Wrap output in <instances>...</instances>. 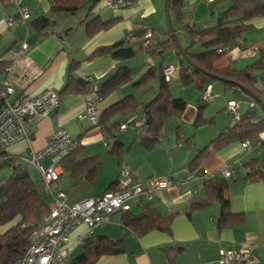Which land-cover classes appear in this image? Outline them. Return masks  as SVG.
<instances>
[{"label": "crops", "instance_id": "obj_1", "mask_svg": "<svg viewBox=\"0 0 264 264\" xmlns=\"http://www.w3.org/2000/svg\"><path fill=\"white\" fill-rule=\"evenodd\" d=\"M181 2L182 21L177 22L171 15L169 23L178 40L177 34L180 33L187 45L189 41L184 34L183 25L191 24L197 30L213 27L217 23L218 15L231 5V0H213L212 3L203 0H181ZM260 2L264 3V0ZM50 3L51 0H21L20 6L30 12L29 19L11 27L7 26V22L9 18H17L18 8L11 5L7 9L0 10V63L11 65L13 68V72L8 77L0 69V81L4 78L10 80L15 92L13 98L22 95L33 96L53 89L59 93L60 102L55 113L33 127L30 144L26 141L18 142L3 152L11 157L24 158L29 149L33 151L43 149L49 137L60 129H63L70 138L79 140L78 150L82 153L81 160L98 158L95 177L89 180L86 168L75 171L74 176L61 169L60 179L53 187L54 192L65 193L68 204H75L78 201L100 196L117 180L118 160L114 155L109 154V148L103 147L102 129L99 126L92 127L84 118L87 102L94 100L96 94L87 89L82 93L61 94L63 87L69 81L89 78L92 80L91 86L99 89L115 74L118 67H125L129 71L130 80L121 89L126 88L150 68L147 66L150 58L146 57L143 51L136 55L144 61V68L135 79L131 72L130 60L114 61L109 54L88 58L97 49L113 46L119 42L134 45L136 48L138 41L133 35L143 26L153 30L156 40L163 42L166 39L168 19L164 11V0H139L131 8L115 10L105 8L103 0H97L95 3L90 0L86 10L82 9L74 14L50 13ZM91 5L93 8L87 14ZM41 15L48 17L50 25L40 31L32 25V22ZM96 18L101 22L111 21V27L89 38L86 24ZM245 24L250 28L239 39V48L219 59L215 67L218 69L230 67L238 71L249 68V72L256 80L257 91L264 96V16L255 17ZM159 35H162V38ZM22 43L28 46V50L25 56L16 62V53ZM251 46L258 48L257 54L252 58L242 57L240 49ZM158 50L160 53L161 50ZM70 63H78L79 66L70 72ZM172 63H176L174 53L169 52L158 55L152 67L158 68L161 64L164 68ZM158 76L162 77L161 74ZM193 76L197 77L196 74ZM173 82H175V90L170 86ZM192 86L195 89L193 83L183 85L179 78L167 83L169 96L185 100L187 106L180 119L171 117L167 120L153 148L145 150L141 147L139 138L135 137V132L131 129L122 132L118 141L121 148L128 149L123 155L124 165L132 172L135 181L144 182L152 177L170 178L171 187L156 194L151 201L137 199L129 203V211L134 215L141 212L139 205L147 204L156 208L163 216L171 215L172 221L168 230H152L138 237L129 228L123 226V212H116L109 224L94 228L91 236H105L112 241L121 240L124 252L115 256L103 255L94 264H218L219 249L241 245L251 247L256 264H264V179L258 182L245 180L243 177L246 169L241 167L255 159L264 169V133L261 134V139L248 140L254 146L257 140H261L255 152L247 153L241 147L242 143L234 142L220 150L210 151L203 164L205 175L213 174V178H222L225 181L223 197L229 203L232 216L227 215V218L221 219L222 204L215 196L209 197L206 192V179L195 175H189L194 179H188L186 169L187 164L196 157L198 151L209 144L210 141L203 142L205 133L213 135L210 137L213 140L234 124L228 118L226 111L230 101L238 105L239 116L248 110L256 112L258 116L261 114L258 108L236 88L225 90L220 83L211 84L209 86L214 98L211 105L210 102L207 104L202 119L206 121L211 118L214 122L195 128L193 125L198 112L196 104L198 91L195 89L197 96L193 107L189 106L186 97L173 94L174 91L179 93L183 88ZM151 89L149 92L135 89L137 92L145 91L144 94L141 93L140 99L135 98L144 104L153 98L159 85L155 83ZM119 91L100 102L102 110L123 98L119 95ZM238 95L241 98L235 101ZM214 100L221 101L218 107L222 110L218 113L215 111L218 107L213 103ZM225 114L228 121L223 124L221 117ZM134 116L142 122L137 113ZM206 129L215 132L205 131ZM202 131L205 133L202 134ZM143 133L144 131H141L139 135ZM188 140L190 145L187 143ZM51 161L52 159L49 158L41 164L47 167ZM90 162L88 164L93 166L94 162ZM233 166H240L241 169L233 178L224 179L220 175L221 169ZM4 179L5 177L1 180ZM46 198L48 204H51V198L49 196ZM201 203L203 205H200ZM8 228L9 225L4 226L2 231ZM86 231V226L81 225L70 233L66 245L68 250L66 264H70L82 253V244L78 243V238Z\"/></svg>", "mask_w": 264, "mask_h": 264}, {"label": "trees", "instance_id": "obj_2", "mask_svg": "<svg viewBox=\"0 0 264 264\" xmlns=\"http://www.w3.org/2000/svg\"><path fill=\"white\" fill-rule=\"evenodd\" d=\"M90 0H51L50 13H70L74 14L79 10L88 7ZM97 0H93L95 3ZM11 0H0V10L7 9L11 6ZM93 5L90 6L88 13ZM182 2L181 0H164V11L167 16V27L165 30L166 39L163 42L155 41L152 47L143 48L145 31L140 30L134 33L133 37L138 41L137 47L119 42L113 46L97 49L88 59L95 56L109 54L114 61H127L133 58L137 53H141L156 61L158 55L174 53L175 65L178 67L177 79L183 85L195 86L199 97L196 100L197 115L193 127L198 128L206 124H213L214 119L204 120L202 114L207 109V104L202 101V94L207 86L220 83L225 90L231 87L236 88L243 93L252 105H255L260 116L250 110L246 111L240 117V120L234 123L231 128L220 133L209 144L198 151L196 157L190 161L187 166V174L205 177L203 164L208 158L210 151L220 150V148L231 145L234 142L243 143L244 140L261 139L264 133V96L257 91L255 87L256 80L249 72V68L240 71L230 67L218 69L215 63L226 56L232 50L239 48L238 41L242 35L250 28L245 24L255 17L264 16V3L260 0H231L228 9L218 15L217 23L213 27L195 29L191 24L183 25L184 34L188 38L187 47H181L171 24L170 16H174L176 21H182ZM32 25L43 30L50 25L48 17L41 15L34 20ZM111 21L101 22L98 18L87 22V35L91 36L109 29ZM200 47L202 52L195 54L192 49ZM161 52L159 53V50ZM221 51V52H219ZM163 64V61H161ZM158 68L150 67L136 81L129 85L133 89L147 90L151 89L155 83L159 89L153 98L144 104H141L133 95L125 96L118 102L101 109L99 117V127L103 132H111L118 128L122 122L134 118L139 122L134 114L140 111L141 126L135 128V137L139 138V145L145 150L154 147L160 138V131L171 117L180 119L182 113L186 110L187 103L183 99L172 98L167 92V84L163 82L162 65ZM174 64V63H172ZM70 72L79 66L78 63H70ZM169 65V64H167ZM166 67V66H165ZM6 64L0 63L1 71H5ZM71 74V73H70ZM194 74L197 75L194 78ZM71 77V75H69ZM72 78V77H71ZM130 80L129 71L125 67H118L115 74L108 78L99 89H96V99L101 102L112 93L118 92ZM91 85L86 80L69 81L62 89L63 93H82L89 91ZM144 131L143 135H139ZM118 137L109 145V154L111 153L118 160V170L123 166V155L128 150L121 148ZM137 139V138H136ZM79 143V140H77ZM187 143L190 145L189 140ZM82 155L78 148L68 155L58 160V163L66 172L74 176V172L81 168L87 169V178L92 180L95 177V170L99 161L97 157L80 159ZM92 161L94 165H89ZM89 163V164H88ZM5 167L9 172L7 177L0 182V264H22V259L26 250L32 243L33 233L40 228L42 220L49 214V207L44 197L48 196L42 189L40 177L35 181L30 177L27 165H24L19 158L6 155L0 149V169ZM246 169L244 179L252 182H258L264 179V169L257 160L253 159L241 166ZM239 166V168L241 169ZM118 179V178H117ZM117 180L105 191H111L116 185ZM225 181L221 178H209L206 180V192L209 197L215 196L222 204L221 219L232 216L229 203L223 197V187ZM200 205H203L201 203ZM141 212L134 215L131 211H125L122 216L123 226L130 229L136 236L145 235L152 230L167 231L172 221V216L161 215L156 208L147 205H139ZM9 228L2 231L4 226ZM82 253L70 264H94L98 258L103 255L115 256L124 252L121 240H110L105 236H90L82 244Z\"/></svg>", "mask_w": 264, "mask_h": 264}, {"label": "built area", "instance_id": "obj_3", "mask_svg": "<svg viewBox=\"0 0 264 264\" xmlns=\"http://www.w3.org/2000/svg\"><path fill=\"white\" fill-rule=\"evenodd\" d=\"M139 0H103V6L107 9H127L133 7ZM212 3L213 0H203ZM21 0H11V4L18 8L17 18H9L7 26H15L18 23L26 22L29 19L30 12L20 6ZM144 41L142 47H152L156 41L153 30L143 26ZM28 46L22 43L16 53V62L25 56ZM221 52V51H219ZM258 52L256 46L243 47L240 49V55L244 58H252ZM152 64L148 60L147 65ZM5 75L8 77L13 72L11 65L5 69ZM164 83H169L177 79L178 67L175 64L166 65L162 69ZM87 83L91 85L92 80L87 78ZM90 92L95 93L96 88L90 86ZM14 88L10 80L4 78L0 81V149L2 151L11 148L12 145L26 141L31 143L33 127L40 121L47 119L55 113L59 107V93L56 90L48 89L45 92L33 96L22 95L19 98H13ZM204 103L211 102L214 98L211 94L210 86H207L202 94ZM228 118L233 123L240 120L237 112L238 105L234 101L227 104ZM101 104L95 98L88 100L84 111V118L92 127L99 124L101 115ZM141 126V122L130 118L111 132H104L102 145L109 148L111 142L120 137L121 133L127 129L135 130ZM261 144L257 140L256 146L251 141L244 140L241 147L245 152H255ZM79 143L76 139L70 138L68 134L60 129L54 132L48 140L46 146L37 151L29 149L27 156L20 158V161L29 167H32L40 177L42 189L46 195L51 198L48 215L42 220L40 228L32 235V243L26 250L22 259V264H66L68 259V250L66 245L69 242L70 233L81 225H85L87 231L82 237L78 238V243L83 244L88 239L93 229L110 223V219L116 212L129 211V203L133 200L151 201L156 194L168 190L172 182L169 177L148 178L144 182L135 181L132 172L123 164L118 170V179L116 186L100 196L88 198V200L78 201L75 204H68L66 195L63 192H54L53 187L59 181L61 167L58 163L61 156L68 155L78 148ZM51 158L49 166L44 167L41 163ZM240 170L238 166L225 167L221 169L220 175L224 179L233 178ZM213 174L205 175V179L213 178ZM188 179H194L188 176ZM218 264H256L251 247L241 245L239 247L221 248L218 250Z\"/></svg>", "mask_w": 264, "mask_h": 264}, {"label": "rangeland", "instance_id": "obj_4", "mask_svg": "<svg viewBox=\"0 0 264 264\" xmlns=\"http://www.w3.org/2000/svg\"><path fill=\"white\" fill-rule=\"evenodd\" d=\"M159 32V31H158ZM154 33V32H153ZM159 34V33H158ZM178 35V37H179V40H180V43H181V45H182V47H186V45H187V42L184 40V38H183V36H182V34H177ZM159 36H161V38H162V35H159ZM200 52H202V50L200 49V47H195V48H193L192 49V53H195V54H198V53H200ZM130 60V62H132V67H131V72H132V74H133V79H135V78H137L141 73V70L144 68V61L143 60H141V58L139 57V56H136V57H133V58H130L129 59ZM149 61H151L152 62V64H153V61L152 60H150V59H148ZM152 64L150 63V65H147V66H150V67H152ZM137 65V66H136ZM136 66V67H135ZM141 76V75H140ZM139 76V77H140ZM138 77V78H139ZM137 78V79H138ZM129 82V81H128ZM175 82H173V83H171V85L170 86H172L173 87V89L175 90L176 89V86H175V84H174ZM166 84V83H165ZM171 87V88H172ZM152 89H148V92L149 91H151ZM145 91H147V90H145ZM145 91H141V92H137V90H135V89H133V87L132 86H127L126 88H123V89H121L120 91H119V95H121V96H123V97H125V96H131V95H133L134 97H139V99L141 98V93H143L144 94V92ZM155 92H156V90H155ZM173 94H180V95H182V96H184V97H186V99H187V102L189 103V106L190 107H193L194 106V103H195V99H196V93H195V89H194V87L192 86V87H188V88H183V90H180V92L179 93H176V91H174L173 92ZM180 95H177V96H180ZM241 98V96L240 95H238V97H236V99H235V101H239V99ZM213 103H216V107H218V105L219 104H221V101L219 100L218 102H217V100H214V102ZM212 103L210 102V105H211ZM215 107V108H216ZM214 109V108H213ZM219 110H222V109H219V107L217 108V110H215V111H217L216 113H218V111ZM137 115L140 117V111H138L137 112ZM223 120H221V123H223V124H226L227 123V118H226V114L225 115H223L222 117H221ZM171 121H173V120H171ZM170 123H172V122H170ZM209 130H211V131H213L212 129H206L205 131H209ZM213 132H215V131H213ZM202 134L203 133H205L204 131H202L201 132ZM204 139H203V142L205 141V142H207V141H211V138L210 137H213V135H209L208 134V132L207 133H205L204 134ZM213 139V138H212ZM28 172H29V175H30V177H32L35 181H38V175H37V173H36V171L32 168V167H28ZM4 177H7V170H6V168L5 167H2L1 169H0V181H1V179H3ZM44 201H47L48 202V198H46V197H44Z\"/></svg>", "mask_w": 264, "mask_h": 264}]
</instances>
